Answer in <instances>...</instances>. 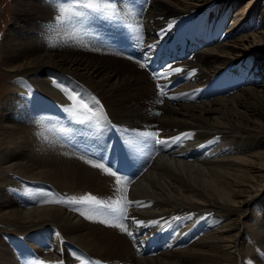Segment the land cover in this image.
<instances>
[{
    "label": "bare ground",
    "instance_id": "obj_1",
    "mask_svg": "<svg viewBox=\"0 0 264 264\" xmlns=\"http://www.w3.org/2000/svg\"><path fill=\"white\" fill-rule=\"evenodd\" d=\"M14 1L20 13L0 40L3 64L25 75L32 92L9 86L0 107V218L18 227L15 234L0 233V264H39L54 257L57 264H88L84 257L92 255L115 264H264V205L256 209L255 229L248 230L255 249L243 245V218L255 201L264 203V153L258 149L264 146V126L251 117L257 105L264 106V84L257 87L261 77L249 69L255 51L264 55V44L251 49L241 44L248 42L245 35L239 42L222 41L227 32L231 36L223 29L229 14L214 3L227 0H142L145 7L130 16L143 38L136 39L146 55L141 62L102 45L115 25H74L72 0ZM61 5L66 20L57 23ZM209 7L218 10L214 18L207 16ZM183 18L191 24L203 19L208 26L189 33L181 28L189 38L184 51L174 48L172 28ZM259 36L261 43L264 31ZM234 47L249 54H237ZM155 58L162 67L151 72ZM160 90L166 93L163 103H157ZM85 94L100 102L116 128L100 125L93 140L102 147L125 148L122 129L158 132V139L169 142L181 139L169 146L141 143L129 153L143 165L141 175L131 183L120 177L117 186L115 177L72 145L91 141L62 137L68 134L65 126L75 124L64 109L80 116L82 99L92 107ZM185 133L191 138H183ZM117 187L126 188L133 203L122 204L126 220L103 217L111 220L106 229L98 219L103 211L38 203L32 196L41 190L53 197L91 194L105 203H124L123 191L114 197ZM116 223L133 236L111 226ZM151 237L153 249L144 256Z\"/></svg>",
    "mask_w": 264,
    "mask_h": 264
},
{
    "label": "snow or ice",
    "instance_id": "obj_2",
    "mask_svg": "<svg viewBox=\"0 0 264 264\" xmlns=\"http://www.w3.org/2000/svg\"><path fill=\"white\" fill-rule=\"evenodd\" d=\"M120 3V7H117V3ZM73 10L71 12L70 20L74 25H89L94 24L96 22H104V23H113L119 22L124 27L129 29L132 33L135 34L134 38L142 42V36L139 35L140 28H134L132 24L125 23L126 19L133 15L132 9L128 7L125 3V0H72ZM66 9L61 5L58 6L59 15L56 16L57 23H64L66 17L64 15ZM171 25H169V28ZM162 32H166V30H162ZM148 48L154 47V45H148ZM165 67H171L170 64L165 65ZM176 72H180L181 69H174ZM161 73L156 71L154 73V78L159 79ZM159 89V85L157 86ZM65 91L68 99L75 100L76 97L71 93H68L66 89H62ZM166 93L163 90L158 91V96L161 97L157 100V103H163V97ZM171 99H178L179 97H170ZM85 99L92 105V108H89L88 103H84L83 99L80 101V106L82 109L86 110L87 119H79L76 117V113L73 112L71 108H65L64 111L70 114V119H74V121L78 124L84 125L88 129H96L99 130L101 124H106L108 128H112L116 130L115 126L111 124L110 121H107L106 116L102 112V106L100 102L96 100L94 97L85 96ZM121 132L124 135H121V141L126 149V156L135 151V149L141 144L151 140L154 144L169 146V143L178 142L181 137L171 138V141H166L164 139H158V132L152 131H137V130H129L122 129ZM183 138H191L190 134H183ZM110 145H105L103 147L104 155L98 157V159L104 161V163H96L93 165L96 168L102 169L105 173H110L113 177H115V185H121V178L117 175V172L122 171L121 168L117 167V162L109 161L107 157V153L110 151ZM91 162V161H89ZM106 163L112 164L113 167H116V171H111L110 168L105 167ZM127 176V173H124ZM134 179V178H133ZM131 183V180L127 181ZM123 191V202L124 205L133 203L128 201L127 199V189L126 188H115L114 197ZM33 198L38 203H56V204H64V205H73V206H91L93 209L97 211H107L113 215V217L117 221L126 220L127 219V208L121 204L119 199H113L109 203H105L104 200L98 199L96 196L91 194H86L77 199L75 196L71 198H66L56 194L53 197V193L49 191H37L32 193ZM140 204V202H135ZM74 210L79 211V208H75ZM81 215H86V213L81 212ZM87 219H93L92 216L86 215ZM178 219V218H177ZM102 223H108V221H100ZM139 223H143L142 221ZM155 223V222H154ZM111 226L121 227L129 236H133V233L128 231V228L124 226L123 223H116ZM55 235H59V233H55ZM135 239V237H133ZM62 251V250H61ZM79 259V257H77ZM39 264H43V262H39ZM81 264H86V262L81 261ZM91 264H100L99 261H92Z\"/></svg>",
    "mask_w": 264,
    "mask_h": 264
},
{
    "label": "rangeland",
    "instance_id": "obj_3",
    "mask_svg": "<svg viewBox=\"0 0 264 264\" xmlns=\"http://www.w3.org/2000/svg\"><path fill=\"white\" fill-rule=\"evenodd\" d=\"M198 2H200V0H198ZM201 2H204V0H202ZM214 4H216V6H217L216 9H218V10L219 9L222 10L225 6L227 8V11L229 14V17H228L227 22L225 23L223 29H224V32L226 30H231V36L228 37V32L226 31L227 35H226V37H224L222 39V41H225L228 38L227 41H230V43L235 42V40H237L239 42V41H241L242 37L244 38L245 36H248L247 37L248 42H246V40H245V41H242L241 44L249 43L248 46L251 49L256 48L259 45L264 44L263 43L264 41L260 43L259 40H256V39H261V37L259 35H260V33H262L264 31V0H254L253 2H252V0H227L224 3L221 2V3H214ZM117 5L120 7L119 2L117 3ZM15 7H16V5H15L14 0H0V40L3 37V35L6 33V31L10 28L14 15H17L18 13H20V11H18V9ZM212 8H214V7H209L208 12H207V16L209 18L210 17L214 18L216 16V14L218 13V10L212 9ZM133 13H136V12L133 11ZM127 19L129 20L130 17H128ZM182 20H184V21L181 22ZM178 23H179L178 28H180V29L182 28L183 31H184V29H187V31L185 30V32H188V33L194 31L197 28H198V30H201L203 27H205V28L208 27L203 22V19L196 20L195 22H193L191 24V22L189 20H187L186 18H183V19H180V22H178ZM202 23H203V25H202ZM131 24L134 26V21L133 22L131 21ZM194 24H196V25H194ZM194 26L195 27L197 26V27L195 28ZM243 35H245V36H243ZM252 35L256 36V38H253ZM2 49H3L2 44H0V107H1L2 102H3L2 100L9 96V93H7V90L10 89L11 86H14V85L17 86L19 88L18 91H20V93L26 92L27 94H30L32 91V90H30L31 89L30 84H29V81L26 79L25 75H23L20 72L12 73L8 69H6V66L3 64V58H2L3 57V52H2L3 50ZM243 50L244 49H240V48L237 49L236 47H234V52L237 54H240V55H248L249 54V53L243 54V52H244ZM258 50L255 51L254 58L251 61V64H254L255 67H257L259 65L258 66L259 71H257V72L255 71V73L261 77L260 83L256 84L257 87L264 84V70H263L264 69V59H263L264 55H262L263 54V52H261L262 50H259V51ZM250 68H251V66L249 67V69ZM241 86H242L241 88H245V86H248V85L243 86V84H242ZM255 105H257V104H255ZM255 111L256 112L254 113V116L252 115L251 117L253 119L258 120L260 122L259 124L264 126V106L257 105V109H255ZM256 114H257V116H256ZM262 142H261V144H262ZM258 149L262 153H264V146H260V147H258ZM252 170H254V169H252ZM39 191H41V190H39ZM31 198H32V196H31ZM254 203H253V205H250V207L248 208V211L246 212L247 216L243 218L244 223H246V225H247V228L244 230L245 234L243 237V242H244L243 245L250 247L252 250L255 249V247H254L255 245H254L253 239H251L250 234H252V233L248 230H250L252 228L255 229V225H254V222L252 220H253V218H255L257 216L256 209L258 208V206L264 205L262 200H257ZM98 219L100 221H102V220L108 221V223H101V228L105 227L104 229H106L107 227H110L111 220H108V219L103 218V217H98ZM5 221L6 220H4L3 218H0V233L10 234V235L15 234L16 233L15 231H17V228H18L16 226V224H13L11 222H5ZM104 229H102V231ZM106 239H107V235H106ZM180 246L182 247L184 245H180ZM257 252H261V250L257 249ZM42 262L44 264H57L58 263L56 257H54L53 260H51V261L45 262L44 260H42Z\"/></svg>",
    "mask_w": 264,
    "mask_h": 264
}]
</instances>
